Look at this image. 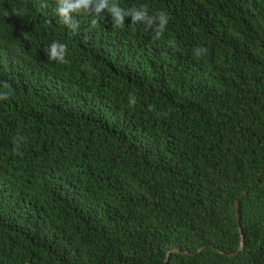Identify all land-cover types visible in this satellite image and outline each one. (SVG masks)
Segmentation results:
<instances>
[{"label":"trees","instance_id":"1","mask_svg":"<svg viewBox=\"0 0 264 264\" xmlns=\"http://www.w3.org/2000/svg\"><path fill=\"white\" fill-rule=\"evenodd\" d=\"M119 3L0 0V264H264V0Z\"/></svg>","mask_w":264,"mask_h":264},{"label":"clouds","instance_id":"2","mask_svg":"<svg viewBox=\"0 0 264 264\" xmlns=\"http://www.w3.org/2000/svg\"><path fill=\"white\" fill-rule=\"evenodd\" d=\"M56 12L60 21L73 34L77 33L80 28V21L76 17L86 15L90 16L89 29L91 30L98 24L100 18H105L103 13L110 14L113 27L124 28L125 18L130 17V24L143 25L145 29H150L154 33L153 39H160L169 23V15L165 11H158L154 14H149L147 5L133 6L131 8L121 7L119 0H55ZM45 5H41L44 7ZM170 47L175 48L173 41H168ZM206 51L201 47L196 49V56L199 57L201 52ZM45 54L50 61H56L61 64L68 63L67 54L68 46L65 43L54 41L47 49ZM3 89H10L8 83L3 84ZM9 91H0V99H7ZM136 103L135 97L130 96V105L134 106ZM23 140V137L19 138ZM15 143V142H14ZM14 152L19 154V145L14 148Z\"/></svg>","mask_w":264,"mask_h":264},{"label":"water","instance_id":"3","mask_svg":"<svg viewBox=\"0 0 264 264\" xmlns=\"http://www.w3.org/2000/svg\"><path fill=\"white\" fill-rule=\"evenodd\" d=\"M244 192H245V190L242 191V193H244ZM233 205H234V214H235V217H236V219H238V200L237 199L234 200ZM237 226H238V230H240L239 229L238 222H237ZM240 246H241V242L239 243L238 248ZM171 250L178 251V252H181V253H184L185 252V251L180 250L179 248L168 249V250H166L165 257H164V260L165 261L167 260V258L169 256V253H170Z\"/></svg>","mask_w":264,"mask_h":264}]
</instances>
